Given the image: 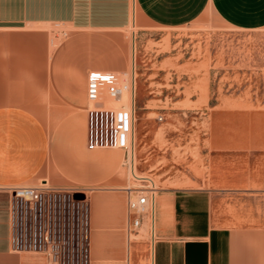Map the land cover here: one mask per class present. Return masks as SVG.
<instances>
[{
	"label": "crops",
	"instance_id": "crops-1",
	"mask_svg": "<svg viewBox=\"0 0 264 264\" xmlns=\"http://www.w3.org/2000/svg\"><path fill=\"white\" fill-rule=\"evenodd\" d=\"M207 14L255 30L264 27V0H0V264H44L8 241L9 190L37 180L89 190L90 264H264V109L215 102L207 132L191 136L194 155L180 157L159 155L155 136L147 144L136 126L133 171L148 173L155 186L136 229L126 209L124 189L135 183L124 153L85 147L84 78L106 72L122 81L130 63L120 32L130 24L178 29ZM50 25L64 31L52 52L53 87L38 80L48 76L40 56ZM161 40L171 46L168 35ZM139 62L149 65L136 73L148 85L202 63L157 48L142 51ZM198 92L178 102L204 107L207 86ZM44 111L57 126L50 139Z\"/></svg>",
	"mask_w": 264,
	"mask_h": 264
},
{
	"label": "rangeland",
	"instance_id": "rangeland-1",
	"mask_svg": "<svg viewBox=\"0 0 264 264\" xmlns=\"http://www.w3.org/2000/svg\"><path fill=\"white\" fill-rule=\"evenodd\" d=\"M43 30L46 37L43 54L40 57H43L42 69L48 76L38 80L39 84L53 87L59 84V79L50 76L53 69L52 52L63 40L64 31L56 25L44 26ZM120 34L123 35L124 42L122 47L124 65H127L128 59L130 63L127 78L123 83L129 82L134 53L136 126H139V130L142 129L140 136L147 133L145 141L147 144L155 136L158 140L159 155L169 157L170 155L180 157L186 153L194 155V150L188 148L196 143L191 136L201 137L207 132L209 106L217 101H235L241 107L264 109V27L255 30H235L222 26L212 15L207 14L178 29L138 31L137 25L130 24ZM131 34L134 35V40ZM167 35L171 46L164 40L155 41ZM143 38L146 40L145 46ZM155 48L168 55H176L182 60L202 63L198 67H189L187 76L157 78L155 80L158 83L148 85L145 78L136 75L141 68L149 67L147 62L146 66L142 67L139 57L142 51L149 53ZM85 81L86 78L84 84ZM74 82L76 85L75 79ZM187 86L194 90L185 92ZM206 86L209 100L204 107L193 108L187 103L178 102L182 97L189 100L191 96L198 95V91ZM193 91H196V94H191ZM140 97L141 105L138 104ZM44 113L46 115L44 127L50 139L57 126L52 125L53 120L47 117L50 111ZM73 129L74 127L72 131ZM144 143L142 142L140 146ZM163 164L164 159L160 165ZM142 175L151 179L148 173ZM41 182L46 181L37 180L30 186L40 185ZM46 183L53 185L50 182Z\"/></svg>",
	"mask_w": 264,
	"mask_h": 264
},
{
	"label": "built area",
	"instance_id": "built-area-1",
	"mask_svg": "<svg viewBox=\"0 0 264 264\" xmlns=\"http://www.w3.org/2000/svg\"><path fill=\"white\" fill-rule=\"evenodd\" d=\"M123 94L127 98L123 99ZM134 79L128 85L113 73L89 72L85 81V147L120 150L124 153L130 179L136 187L124 189L126 209L134 215L136 229L146 214L155 186L150 178L133 174ZM89 190L57 187L41 182L9 190V246L17 253L44 258V264H90Z\"/></svg>",
	"mask_w": 264,
	"mask_h": 264
},
{
	"label": "bare ground",
	"instance_id": "bare-ground-1",
	"mask_svg": "<svg viewBox=\"0 0 264 264\" xmlns=\"http://www.w3.org/2000/svg\"><path fill=\"white\" fill-rule=\"evenodd\" d=\"M127 75L128 73L123 76L124 78L122 79V81H120L122 84H126L128 85L129 82H126V83H123L125 81V79L127 78ZM133 78L134 79V95H133V102H134V105H135V100H136V76H135V71H134V53H132V61H131V75H130V79ZM129 79V81H130ZM124 80V81H123ZM127 98V95L126 94H123V99ZM136 118H135V125H134V134H136ZM138 164L137 163V160H136V156L134 154V160H133V165H136ZM133 174L135 175L136 178H149L147 176H144V175H139V173H137L135 170L133 171ZM121 182V181H120ZM119 185V184H118ZM138 186V185H137ZM132 187H136V186H132Z\"/></svg>",
	"mask_w": 264,
	"mask_h": 264
}]
</instances>
